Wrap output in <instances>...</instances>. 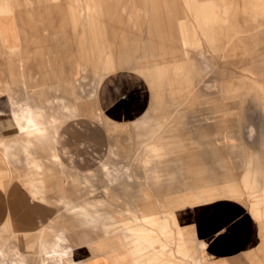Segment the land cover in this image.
Returning <instances> with one entry per match:
<instances>
[{
	"label": "rangeland",
	"instance_id": "1",
	"mask_svg": "<svg viewBox=\"0 0 264 264\" xmlns=\"http://www.w3.org/2000/svg\"><path fill=\"white\" fill-rule=\"evenodd\" d=\"M0 94L18 122L61 120L65 169L22 144L31 114L0 140L5 264H42L41 234L83 264H206L175 215L224 200L256 226L242 264H264V0H0Z\"/></svg>",
	"mask_w": 264,
	"mask_h": 264
},
{
	"label": "crops",
	"instance_id": "2",
	"mask_svg": "<svg viewBox=\"0 0 264 264\" xmlns=\"http://www.w3.org/2000/svg\"><path fill=\"white\" fill-rule=\"evenodd\" d=\"M112 29L113 30L110 31L115 30L114 28ZM118 90L116 83H114V79L106 82L105 85L100 88L95 99L96 113H102V111L112 105L114 100L117 99L116 95L119 94ZM123 93H126V90H124ZM123 96L126 97L128 94ZM7 103L9 104V110L7 114H4L3 110H6ZM46 103L48 104L49 102ZM62 106L63 109H67L66 106ZM13 110V105L7 95L0 94V140H9L8 142L18 140L17 137H19V133H25L22 131V128L26 126L28 116L31 114L34 121V128L31 130L32 135L28 142L23 141L19 137L22 144L26 147H34L36 145L50 147V161L59 164L62 168L61 170H65L55 148L58 142V128L61 120L53 116H48L46 118L41 108L37 106H27L25 114L26 111H28L29 114L27 116L24 115L25 117L22 122H18L16 117L18 114H21V111L13 113L10 118L8 117V114ZM92 134L95 140L99 141L101 139L99 136L101 133L98 127H93ZM8 142L6 143L8 144ZM102 167L105 166L102 165ZM82 168L83 167L80 166V169ZM24 181L26 180L23 179V182ZM7 187L0 186V190L4 193ZM23 188L27 191L29 199L35 201L29 189L24 185ZM62 197L65 208L70 207V200L64 196ZM37 201L45 202L46 200ZM219 205H202L201 208H194L185 213L180 212V214L178 213L175 215V224L179 229L183 230L186 228L189 231L191 239L194 240L197 245H201L200 255L207 261L206 264H236L237 262L238 264H242V255L248 251L255 239L256 226L254 220L248 209L240 203L224 200V202ZM70 210H72V208H70ZM55 239L57 242H61L59 236H55ZM45 244V237L41 234L38 239L37 256L39 262L45 260L51 263L55 261H64L65 264H83L91 260L81 256L80 251V263H78L74 260L71 250L63 248L60 251H48ZM85 255L90 256V254H86V251ZM4 256L3 251L0 250V257L2 258ZM96 258H100L103 264H108L105 259L99 256H95V259ZM10 264L20 263L12 260Z\"/></svg>",
	"mask_w": 264,
	"mask_h": 264
},
{
	"label": "bare ground",
	"instance_id": "3",
	"mask_svg": "<svg viewBox=\"0 0 264 264\" xmlns=\"http://www.w3.org/2000/svg\"><path fill=\"white\" fill-rule=\"evenodd\" d=\"M33 127V123H32V121H31V119L30 120H28L27 122H26V126L24 127V128H22V131H27V130H29V129H31ZM41 255V254H40ZM41 263L42 264H50V263H45V260H42L41 261ZM51 264H53V263H51Z\"/></svg>",
	"mask_w": 264,
	"mask_h": 264
},
{
	"label": "built area",
	"instance_id": "4",
	"mask_svg": "<svg viewBox=\"0 0 264 264\" xmlns=\"http://www.w3.org/2000/svg\"><path fill=\"white\" fill-rule=\"evenodd\" d=\"M0 264H5L4 260L0 257Z\"/></svg>",
	"mask_w": 264,
	"mask_h": 264
}]
</instances>
